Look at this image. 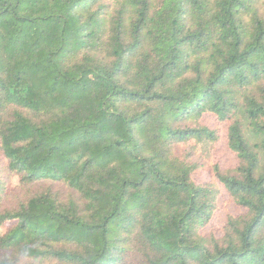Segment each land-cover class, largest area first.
I'll list each match as a JSON object with an SVG mask.
<instances>
[{
  "label": "trees",
  "instance_id": "trees-1",
  "mask_svg": "<svg viewBox=\"0 0 264 264\" xmlns=\"http://www.w3.org/2000/svg\"><path fill=\"white\" fill-rule=\"evenodd\" d=\"M0 264H264V0H0Z\"/></svg>",
  "mask_w": 264,
  "mask_h": 264
},
{
  "label": "rangeland",
  "instance_id": "rangeland-1",
  "mask_svg": "<svg viewBox=\"0 0 264 264\" xmlns=\"http://www.w3.org/2000/svg\"><path fill=\"white\" fill-rule=\"evenodd\" d=\"M205 122L211 126L214 125V122L211 117H206ZM219 132V140L215 144L212 150V159L214 162H217L221 168H228L232 167L236 164L235 156L226 148L224 135H225V128L224 125L218 126ZM206 174L204 172L200 174H195L194 178L197 181L203 180L206 178ZM208 177V176H207ZM241 209L239 207L234 206L233 204L229 203L226 200V195L224 191L221 190L220 195L217 199L216 207L211 215V218L208 224L202 230V233L212 232L215 235H220V228L222 227L223 223L225 222V217L227 213L237 214L240 213Z\"/></svg>",
  "mask_w": 264,
  "mask_h": 264
}]
</instances>
